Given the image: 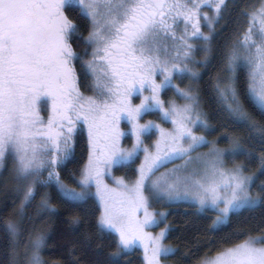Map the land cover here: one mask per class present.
<instances>
[{"label": "snow or ice", "instance_id": "6c2138e0", "mask_svg": "<svg viewBox=\"0 0 264 264\" xmlns=\"http://www.w3.org/2000/svg\"><path fill=\"white\" fill-rule=\"evenodd\" d=\"M74 7L88 22L87 35L66 10ZM226 7V0H0V170L9 171L20 201L17 205L13 200L11 213L0 217V243L11 254L9 264H45L41 257L45 236L32 223L28 208L38 195V214L39 210L54 214L57 205L47 191L41 195V188L54 187L69 204L85 205L92 196L98 199L96 234L116 237L107 264H119L118 258L137 245L143 246L146 264H164L162 257L175 254L176 249L164 243L167 226L158 235L147 231L165 217L150 208L149 194L156 200L164 196L170 201L195 200L201 209L218 213L214 226L264 205V183L253 194L255 176L246 174L241 164L227 166L228 158L251 154L241 138L232 136L229 146L220 147L196 131L214 129L204 118L199 89L191 83L200 73L189 62L202 51L203 63H208L209 42ZM243 15L250 18L248 27L242 39L227 48L224 75L216 77L213 87L237 124L264 129L248 112L237 86V69L246 64L247 96L264 115V0ZM178 18L184 23L183 34L177 32ZM192 39L205 44L198 48ZM74 41H82L91 51L77 52ZM77 62L90 77L88 87L94 95L81 91ZM161 75L163 79L157 80ZM177 77L189 78V85L174 83ZM166 89H174L185 102L165 101L161 94ZM137 93L142 96L139 104L133 103ZM41 105L46 109L50 105L47 118ZM153 112L173 127L166 129L154 120L141 123ZM121 119L131 123L135 136L130 149L121 145L125 136ZM77 123L87 125L90 150L78 176L77 170H69L74 181L69 184L61 169L68 170L75 160ZM154 130L159 131L155 151L144 143ZM205 145H211L207 152L192 156ZM140 151L144 160L133 181L112 174L113 167L134 163ZM173 159H184L183 165L171 170L174 179L153 180L162 163ZM189 166H193L190 172ZM181 171L185 174L177 175ZM84 220L75 214L69 224ZM202 264H264V233L223 246Z\"/></svg>", "mask_w": 264, "mask_h": 264}, {"label": "trees", "instance_id": "16d2710c", "mask_svg": "<svg viewBox=\"0 0 264 264\" xmlns=\"http://www.w3.org/2000/svg\"><path fill=\"white\" fill-rule=\"evenodd\" d=\"M261 0H227V7L223 9V19L216 24L213 32L208 63L202 67L196 64L200 78L193 81L200 93V105L207 114L204 118L208 120L211 129L206 135L209 139H218L219 144H225V137L237 136L248 150L250 155H241L244 171L248 175L255 176L253 194L260 191V185L264 183V171L261 164L264 162V129L259 127L250 128L237 124L226 111L225 106L218 99L214 91V83L218 75L224 74V56L227 48L237 39H241L244 30L248 26L249 17L243 15L245 11H251L252 7H259ZM69 15L81 26V31L87 35L85 30L88 22L77 15L78 8L67 9ZM77 52L83 54L87 46L82 41H74ZM88 52L91 49H87ZM77 71L81 74L80 88L83 93H89L88 83L90 77L86 78L79 62ZM238 88L241 91V99L247 110L258 124L264 125V115L258 106H255L247 96L248 79L245 68L239 66L237 69ZM183 79L177 78L174 83L183 84ZM179 82V83H178ZM173 90L167 89L162 97L166 99ZM220 138V139H219ZM75 160L67 166L68 170L61 169L62 177L69 183L74 181L69 178V170H77L83 167L88 155L87 139L82 127L77 128L74 134ZM219 145L223 147V145ZM135 164L121 166L114 170L115 175H124L127 180L135 178ZM46 176V173H45ZM47 191L51 202L57 205L54 214L45 215L43 210L37 206L40 204V196L36 197L33 205L28 208L29 216L37 230L43 231L45 240L41 248V257L45 264H107L109 254L115 250V235H106L103 238L96 234L95 220L99 216V206L91 197L85 205L65 203L57 194L54 187L41 188V195ZM15 195L8 192L7 196H0V217L7 216L15 206L18 205ZM7 205V208L4 205ZM166 211L164 224L168 227L165 243L176 249L174 255L164 258L170 264H199L204 259L215 255V251L231 243L240 242L247 238L248 234L260 235L264 233V205L252 209H246L239 214H233L230 220L221 226L213 225L215 213L210 210L199 211L196 205L189 202H175L160 206ZM79 214L85 217L84 223L70 226L69 219L72 215ZM31 226V225H30ZM244 232L245 235H238ZM11 254L8 249L0 243V262L9 264ZM119 264H143V258L139 249L126 252L118 258Z\"/></svg>", "mask_w": 264, "mask_h": 264}, {"label": "rangeland", "instance_id": "374dc122", "mask_svg": "<svg viewBox=\"0 0 264 264\" xmlns=\"http://www.w3.org/2000/svg\"><path fill=\"white\" fill-rule=\"evenodd\" d=\"M202 10L205 11V12H209L210 14L213 12V9H211V8H203ZM248 24H249V21H248ZM257 24H258V22H257ZM201 27H202V29H203V31L205 33H208L209 32V29L205 26V21H204L203 18H201ZM183 29H184V23L180 22L179 21V18H178V23H177V32H178V34H183ZM189 31H191V26L190 25H189ZM241 39H242V37H241ZM190 42L193 43V44H195L198 48L199 47H202L205 44V41L200 40V39H192ZM211 42H212V40L209 42L210 43V46H211ZM173 54H174V50H173ZM208 55H209V52L207 53V56ZM204 60H205V53L202 52V51H198L195 54V60L194 61H190L189 62V65H190V67H192L195 70H197L198 68H197L196 64H198V63H196L195 61H201L200 65L202 67H204L205 66V64L203 63ZM241 66H243L245 68V73L247 75V79L249 80L250 68L246 64H242ZM222 75H224V74H222ZM177 78H179V77H177ZM162 79H163V76L162 75L161 76H157V80H162ZM183 80H184L183 81V84H185L186 86H188L189 83H190L189 78H184ZM192 82L193 81H191V83ZM172 90L173 91L170 94H168L169 97L166 98V99H164V100L165 101L175 100L177 103L183 104L185 101L182 100L178 95L175 94L174 89H172ZM165 91H163V92H165ZM163 92H162V94H163ZM143 94L144 95H147L148 93H147V91H145ZM85 95L86 96H91V95H94V92L90 89L89 93H86ZM136 95H138V96H136ZM140 99H142V96L139 93L135 94V98H133V103L139 104L140 103ZM200 107L202 109V105H200ZM41 110H42V115H44L45 118H47V116L50 114V105L48 106L47 109L45 108L44 105H41ZM148 120L157 121L159 124H161L166 129H171L173 127V124L170 121H165L164 119H161L160 114H157L155 112H153L152 114L145 115L142 118L141 123H145ZM80 126L82 127V130L84 131V133L86 135L87 144H88V152H89L90 147H89V143H88V130H87V125H82L80 123H77L75 131ZM120 127L125 131V136L121 139V145L124 148L130 149L132 147V145L135 143V136L130 133L131 123L129 121H127L126 119H121L120 120ZM196 131L199 132V133H202L203 135H205L209 141H213V139H209L208 136L206 135V132L209 134L210 131H207L204 128H200V127H198L196 129ZM158 139H159V131L158 130H154L152 133H150V134H148V135L145 136L144 143H145L146 146L152 148V150L155 151L154 145H155V142ZM230 140H231V138H227V139H225V141H226L225 144H221V143L220 144L223 145V147H227L230 144ZM215 141L218 142V139L216 138ZM218 144H219V142H218ZM210 146L211 145H205V146H202V147L196 149V151L192 153V156L195 157V156H198L200 153L207 152L208 151V148ZM87 159H88V155H87ZM87 159H86V162H87ZM242 159H243V157L241 155L236 156L234 160L232 158H228L227 166L231 167V166H233L234 163L243 165L242 164ZM143 160H144V153H143V151H140L138 153V157L134 161V163H136L135 164V178H136V176H138L137 169L139 168V165L143 162ZM86 162H85V164H86ZM183 164H184V159H173L171 161L163 162L162 165L157 169V171L155 172V175L152 178H153V180H155L156 178H161L162 181H167V182L170 183L174 179V176H173L171 170L173 168H175L177 166H180V165H183ZM6 165H7V168L10 170L11 167H12L11 158H9L6 161ZM125 166H127V165H125ZM118 167H121V166H116V167H113L112 168V170H111L112 171V174L114 176H116V177L124 176V175H115L114 174V170L116 168H118ZM192 167L193 166H189V172L191 171V168ZM184 174L185 173L183 171L177 173V175H184ZM134 179L130 180V182L133 181ZM108 183L110 185H113L114 184L113 180L110 179V178L108 179ZM13 185H14V182L10 179L9 171L0 170V196H2V195L7 196L8 195V192L11 193L12 195L17 196V193L15 192V189H14V186ZM92 191L95 192V189L93 188ZM92 197L96 200V202L98 203L99 209H100L101 206L99 204L98 199L95 196H92ZM149 197H150V208L154 212H156L158 216H159L160 213L166 214V211L163 208H161L160 206L166 205V203L167 204H170V203L181 202V201L189 202V203H192V204L196 205V207L198 208L199 211H206V210L213 211L211 209H201L199 203L197 201H195V200H192V199H180V200H172V201H170L166 196H164L161 199L156 200V199H153L152 198L151 194H149ZM20 198L22 199V196ZM16 200H18V202H19V199H16ZM213 212L215 213V215H214V219H215V217H216V215H218V213L215 212V211H213ZM141 215H142V213H141ZM164 218L161 219V222L157 226L148 228L147 231H149V232H151L153 234H157L158 235L159 232H160V230L162 228H165L166 227V224H164ZM218 226H221V225H218ZM218 226H215V227H218ZM164 243H165V241H164ZM165 245H167V244L165 243ZM133 249H139L141 251L142 258H143V264H146V261L144 259V249H143V246L142 245H137L134 248H132L130 250H127L126 252H130ZM164 258L165 257H162L163 260H164ZM164 264H170V263H167L164 260ZM199 264H202V262L199 263Z\"/></svg>", "mask_w": 264, "mask_h": 264}, {"label": "flooded vegetation", "instance_id": "af4514ba", "mask_svg": "<svg viewBox=\"0 0 264 264\" xmlns=\"http://www.w3.org/2000/svg\"><path fill=\"white\" fill-rule=\"evenodd\" d=\"M67 10V9H66ZM136 96H138V95H136ZM133 98H135V95L133 96Z\"/></svg>", "mask_w": 264, "mask_h": 264}]
</instances>
